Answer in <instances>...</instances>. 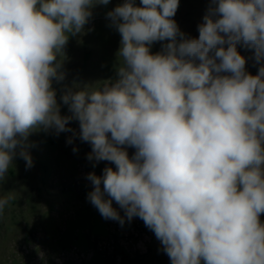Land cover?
I'll use <instances>...</instances> for the list:
<instances>
[{"label": "clouds", "instance_id": "1", "mask_svg": "<svg viewBox=\"0 0 264 264\" xmlns=\"http://www.w3.org/2000/svg\"><path fill=\"white\" fill-rule=\"evenodd\" d=\"M179 2L124 0L109 11L118 78L64 94V116L57 53L109 0H0V181L17 156L33 166L32 131L75 137L76 119L87 159L115 165L87 175L103 218H140L171 264H264V66L247 73L237 50L264 59V0H210L198 38L172 19Z\"/></svg>", "mask_w": 264, "mask_h": 264}, {"label": "rangeland", "instance_id": "2", "mask_svg": "<svg viewBox=\"0 0 264 264\" xmlns=\"http://www.w3.org/2000/svg\"><path fill=\"white\" fill-rule=\"evenodd\" d=\"M123 2L95 4L81 33L69 34L57 53L54 65H60L58 74L63 79L54 78L52 86L61 115H72L61 100L67 92L102 88L118 78L121 35L107 13ZM134 3L142 6L141 0ZM209 7L210 0H180L172 19L187 37L198 38V25ZM168 42H154L151 52H160ZM237 50L246 59L245 71L257 75L264 59L257 61L254 49L242 44ZM68 127L75 137L72 132L32 131L28 151L33 166L26 169L25 160L17 156L0 181V197H11L0 212V264H171L154 232L140 218L125 219L121 225L103 218L89 202L87 194L93 186L87 175L100 176L105 167L115 169V165L89 161L92 148L79 138V121L70 120ZM125 147L129 157L136 151ZM113 207L124 216L115 201ZM260 220L264 223V214Z\"/></svg>", "mask_w": 264, "mask_h": 264}]
</instances>
